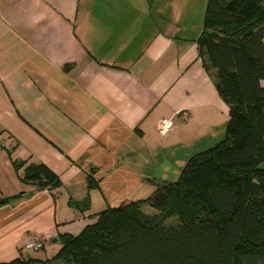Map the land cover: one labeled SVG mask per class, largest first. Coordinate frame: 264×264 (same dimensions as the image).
<instances>
[{"label":"crops","instance_id":"obj_1","mask_svg":"<svg viewBox=\"0 0 264 264\" xmlns=\"http://www.w3.org/2000/svg\"><path fill=\"white\" fill-rule=\"evenodd\" d=\"M206 1L0 0V263L50 258L58 234L148 197L223 137L228 106L197 43ZM21 160L61 186L24 183ZM33 236L45 254L25 247Z\"/></svg>","mask_w":264,"mask_h":264},{"label":"trees","instance_id":"obj_2","mask_svg":"<svg viewBox=\"0 0 264 264\" xmlns=\"http://www.w3.org/2000/svg\"><path fill=\"white\" fill-rule=\"evenodd\" d=\"M197 43L228 106L223 137L148 197L96 212L77 234H58L50 258L0 264H264V0H207ZM14 168L36 189L55 193L62 184L43 162ZM86 183L97 186L91 174ZM71 203L88 207L87 198Z\"/></svg>","mask_w":264,"mask_h":264},{"label":"built area","instance_id":"obj_3","mask_svg":"<svg viewBox=\"0 0 264 264\" xmlns=\"http://www.w3.org/2000/svg\"><path fill=\"white\" fill-rule=\"evenodd\" d=\"M170 120L169 119H161L158 124H157V129L160 133H165L168 128L170 127ZM4 145V141L0 139V147ZM45 245L43 238L40 236H33L31 237L28 241L25 243V247L27 249H32V250H38L43 248Z\"/></svg>","mask_w":264,"mask_h":264},{"label":"rangeland","instance_id":"obj_4","mask_svg":"<svg viewBox=\"0 0 264 264\" xmlns=\"http://www.w3.org/2000/svg\"><path fill=\"white\" fill-rule=\"evenodd\" d=\"M172 219V221L174 222V218H171ZM77 234V233H76ZM42 249V248H41ZM41 249H38V251L40 252V253H42V254H45V252L43 251V250H41ZM62 264V263H61Z\"/></svg>","mask_w":264,"mask_h":264}]
</instances>
